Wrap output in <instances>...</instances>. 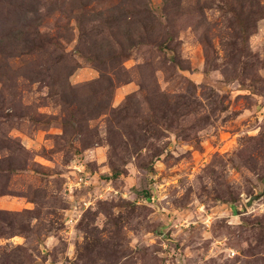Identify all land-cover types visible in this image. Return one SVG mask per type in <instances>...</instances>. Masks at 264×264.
<instances>
[{
	"label": "rangeland",
	"instance_id": "374dc122",
	"mask_svg": "<svg viewBox=\"0 0 264 264\" xmlns=\"http://www.w3.org/2000/svg\"><path fill=\"white\" fill-rule=\"evenodd\" d=\"M0 264H264V0H0Z\"/></svg>",
	"mask_w": 264,
	"mask_h": 264
}]
</instances>
